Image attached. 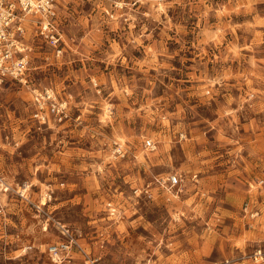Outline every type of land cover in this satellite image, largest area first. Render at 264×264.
Here are the masks:
<instances>
[{"label":"rangeland","instance_id":"rangeland-1","mask_svg":"<svg viewBox=\"0 0 264 264\" xmlns=\"http://www.w3.org/2000/svg\"><path fill=\"white\" fill-rule=\"evenodd\" d=\"M57 13L62 53L29 33L32 81L0 85V264H91L52 259L62 225L96 264H264V0ZM47 87L69 104L52 126Z\"/></svg>","mask_w":264,"mask_h":264},{"label":"built area","instance_id":"built-area-1","mask_svg":"<svg viewBox=\"0 0 264 264\" xmlns=\"http://www.w3.org/2000/svg\"><path fill=\"white\" fill-rule=\"evenodd\" d=\"M57 14V0H0V85L7 80L22 84L32 81L29 33L33 38L36 36L54 47L58 55L62 53L64 40L57 23ZM34 105L32 116L40 125L52 126L69 116L68 100L60 98L52 87L34 89ZM146 146L154 148V140L148 138ZM170 181L176 184L179 178L174 175ZM62 232L67 237L48 246V252L55 262L78 251L87 262L96 264L97 259L90 256L69 227L62 225ZM253 257L264 260V250L258 249Z\"/></svg>","mask_w":264,"mask_h":264}]
</instances>
